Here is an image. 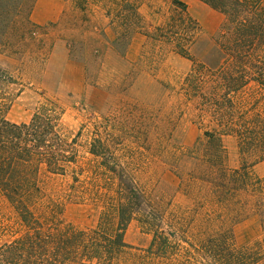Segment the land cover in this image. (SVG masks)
<instances>
[{
  "label": "trees",
  "instance_id": "1",
  "mask_svg": "<svg viewBox=\"0 0 264 264\" xmlns=\"http://www.w3.org/2000/svg\"><path fill=\"white\" fill-rule=\"evenodd\" d=\"M72 1L80 8L96 2L121 34L144 18L145 0ZM169 1L171 14L148 36L192 59L182 87L198 100L200 122L208 126L195 146L197 169L178 183L188 203L144 189L134 168L120 162L125 154L112 136L96 126L81 143L83 128L70 133L57 99L46 98L27 122L11 121L15 81L0 66V195L15 214L0 219V235L10 236L0 244V264H264V178L252 169L264 160V0H201L225 16L206 62L191 53L198 21L185 2ZM32 6V0H0V52L16 51L33 33ZM225 134L238 139L243 163L237 168L226 164ZM56 177L68 179L60 195L45 188ZM60 198L94 203L95 226L65 222ZM250 212L258 215L262 235L239 244L232 225ZM132 220L152 235L147 247L126 241Z\"/></svg>",
  "mask_w": 264,
  "mask_h": 264
},
{
  "label": "rangeland",
  "instance_id": "2",
  "mask_svg": "<svg viewBox=\"0 0 264 264\" xmlns=\"http://www.w3.org/2000/svg\"><path fill=\"white\" fill-rule=\"evenodd\" d=\"M65 1L60 16L46 20L56 2L32 0L33 33L18 41L16 51L0 52V66L15 81L8 118L27 122L46 98L57 99L65 109L63 121L70 133L75 135L83 128L81 143L96 126L103 136H112L111 144L125 154L120 162L134 168L135 179L144 189L155 198L188 203L178 183L197 169L195 146L208 126L200 122L198 100L182 87L192 59L148 36L154 35V26L171 14L170 1L145 0L140 6L144 18L128 34L118 32L96 2L80 8L72 0ZM182 1L200 25V36L191 53L206 62L225 16L201 0ZM223 144L227 166L239 167L243 157L238 139L225 134ZM245 159L251 162L254 158ZM252 169L264 178V160L255 162ZM67 181L52 178L45 188L49 194L60 195L56 191L65 188ZM60 199L65 222L78 228L95 226L99 209L94 203ZM14 215L0 195V219L13 220ZM232 230L239 244L252 243L262 235L260 219L253 212L234 222ZM9 237L1 234L0 244ZM125 239L133 246L147 247L152 235L132 220Z\"/></svg>",
  "mask_w": 264,
  "mask_h": 264
},
{
  "label": "crops",
  "instance_id": "3",
  "mask_svg": "<svg viewBox=\"0 0 264 264\" xmlns=\"http://www.w3.org/2000/svg\"><path fill=\"white\" fill-rule=\"evenodd\" d=\"M56 3H55V7L51 9L52 11V16H48L46 18V20H51V19H55L57 18L58 16H60V14L62 13V9H63V5H62V0H54ZM65 4H66V1L64 0ZM37 6L33 12V17L35 18L36 14H37ZM36 21L38 22H42L41 20H38L36 19Z\"/></svg>",
  "mask_w": 264,
  "mask_h": 264
}]
</instances>
